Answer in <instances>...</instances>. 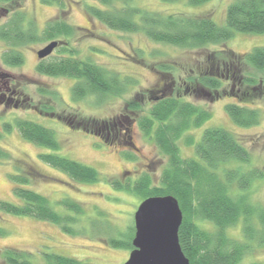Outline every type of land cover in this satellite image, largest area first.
I'll use <instances>...</instances> for the list:
<instances>
[{"label":"rangeland","instance_id":"374dc122","mask_svg":"<svg viewBox=\"0 0 264 264\" xmlns=\"http://www.w3.org/2000/svg\"><path fill=\"white\" fill-rule=\"evenodd\" d=\"M50 1L0 2V27L19 9L25 13L26 22L31 21L38 33L44 29L46 22L54 20H63L73 29L67 36L38 40L17 47L23 56V63L19 66L4 63L3 55L9 47L0 39V71L10 76V83L20 92L12 101L0 102V149L6 153L0 157V201L18 204L20 200L14 195V189H31L46 197L60 216L72 218L67 226L73 232H65L60 225L50 221L0 210V264H6V251H24L32 264H42L44 253H56L91 264H123L127 260L131 248L112 247L109 240L129 242L133 238L134 212L143 198L133 192L116 189L103 177L122 184H132L147 174L152 186L160 184L167 157L152 140L144 136L136 120L148 114L158 95L152 90L159 89L162 82L175 89L171 95L174 96L177 91L178 98L210 113V118L201 127L191 128L177 141L182 157L195 158L193 146L187 145L189 137L196 143L203 131L211 127H221L231 132L248 151L249 161L242 164L232 161L228 167L240 165L244 171L256 169L262 173L248 189L236 192L246 195L247 201L256 209L264 210V71L244 65L240 69V63L233 60L236 66L235 81L224 83L219 98L212 97L211 91L209 95L200 89L193 91L192 86L197 88L196 83L192 85L186 81L187 77L196 76L208 65L207 58L211 53L228 48L234 53L244 54L254 47L264 46V34L235 32L225 43L197 48L176 47L153 42L143 32L109 29L88 12L87 6L101 7L94 0ZM234 1L209 0L191 5L187 0H134L131 4L162 15L182 13L187 16H205L217 25H224L226 8ZM51 41H57L58 44L44 61L61 56L70 57L71 54L59 51L61 47L74 49L75 58L91 61L122 80L126 79L125 90L117 95L90 94L83 99H74L72 86L76 80L47 76L36 71L39 61L36 51ZM161 66L169 67V71L161 70ZM242 73L254 74L259 80L253 96L243 102L260 113L259 122L248 127L236 125L225 109L227 103H239L232 92L245 88L238 82ZM231 90V94L228 93ZM14 99L18 100L17 104ZM131 100H136L137 109L128 107ZM120 115L132 119L130 127L126 124V118H121L118 124L130 129L137 149L126 145L128 140L123 141L125 144H109L85 130ZM19 119L33 121L52 130L59 148L40 147L22 139L14 128L15 121ZM5 124L11 125L13 129L4 130ZM40 153L56 154L93 167L101 174L102 180L92 183L72 180L62 171L40 160ZM126 155L132 158L127 159ZM122 172H127L124 177ZM15 177L26 179L27 183H20ZM63 200L78 204L81 212L70 211L61 204ZM198 225L203 230L214 231L210 222H198ZM242 225L240 220L228 228L227 236L245 241ZM251 246L241 264L264 263V244L258 246L252 243Z\"/></svg>","mask_w":264,"mask_h":264},{"label":"trees","instance_id":"16d2710c","mask_svg":"<svg viewBox=\"0 0 264 264\" xmlns=\"http://www.w3.org/2000/svg\"><path fill=\"white\" fill-rule=\"evenodd\" d=\"M94 1L101 7L87 6L88 12L109 29L130 33L143 32L153 42L176 47L197 48L208 44L225 43L235 32L264 34V0H236L229 4L225 11L224 25H217L211 18L205 16H187L182 13L162 15L132 5L134 0ZM187 1L191 5H199L209 0ZM0 2L16 3L17 0ZM72 31V27L63 20H54L46 22L44 29L38 33L31 21L26 22L25 13L18 9L0 27V39L9 47L3 55V61L7 65L19 66L23 63V56L17 47L38 40L67 36ZM59 51L69 53L71 56L53 58L48 62L40 59L36 71L47 76H62L76 80L72 86L74 99H83L90 94L117 95L125 90L126 79L122 80L115 73H109L91 61L75 58L74 49L61 47ZM207 59L208 65L196 76L187 77L186 81L192 85L196 83L197 88L192 86L193 91L200 89L206 95L213 92L211 96L219 98L222 96L223 91L220 90L224 83L235 81L236 66L233 60L240 63V69L244 65L256 71H264V46L254 47L244 54H237L226 48L211 53ZM161 67V70L169 71V67ZM242 75L238 82L245 88H238L235 92H232V89L228 92L234 93L232 95L236 96L239 103H227L225 109L236 125L248 127L259 122L260 113L243 102L253 96L259 80L254 74ZM127 81L130 82L128 79ZM127 105L133 109L138 108L136 100H131ZM209 118L210 113L206 109L173 95L154 102L148 114L141 115L136 123L144 136L152 140L167 157L160 184L152 186L147 174L132 184L128 182L122 184L120 181L103 178L116 189L133 192L143 199L149 196H174L183 214L178 230L179 243L190 264H241L251 250L252 243L258 246L264 244V210L256 209L247 201L246 195L236 191L248 189L252 181L261 177L262 173L256 169L244 171L240 165L228 167L232 161L238 164L247 163L249 153L231 132L221 127L205 129L196 143L189 137L187 145L193 146L195 158L182 157L177 141L185 132L191 128L201 127ZM14 128L22 139L28 142L53 150L59 148L53 131L40 124L19 119L15 121ZM3 129L10 131L13 127L5 124ZM5 155L6 153L0 149V157ZM38 156L44 163L62 171L72 180L84 183L102 180L101 174L95 168L78 161L56 154L40 153ZM126 157L132 158L130 155ZM15 179L20 183H27L26 179L18 177ZM13 192L20 203L0 201L1 211L50 221L60 225L65 232H73L67 226L72 218L56 213L46 197L24 187H16ZM61 204L70 211L81 212L78 204L73 201L63 200ZM240 220L243 223L242 233L245 241L227 236V229L235 226ZM203 221L210 222L214 226V231L201 229L198 222ZM131 241L132 239L129 242L110 239L109 245L132 250ZM43 256L42 264H91L56 253H44ZM4 259L6 264H32L24 251H6Z\"/></svg>","mask_w":264,"mask_h":264},{"label":"water","instance_id":"95a60500","mask_svg":"<svg viewBox=\"0 0 264 264\" xmlns=\"http://www.w3.org/2000/svg\"><path fill=\"white\" fill-rule=\"evenodd\" d=\"M57 44V41H51L37 51V57L49 56ZM182 219V211L174 196L143 199L134 212L133 249L123 264H190L178 238Z\"/></svg>","mask_w":264,"mask_h":264},{"label":"flooded vegetation","instance_id":"af4514ba","mask_svg":"<svg viewBox=\"0 0 264 264\" xmlns=\"http://www.w3.org/2000/svg\"><path fill=\"white\" fill-rule=\"evenodd\" d=\"M36 53H37V51H36ZM43 59H45V58H43ZM39 61H40V59H39ZM9 79H11L9 75H7L6 73H2L0 71V98H1V102H4V103L10 102L13 100V98L15 96L17 97L20 95V92L18 91V89L10 83ZM168 86H169V88H168ZM187 90H188V87H187ZM172 91H175V89H172V87H170V85H166L165 82H162L159 86V89L156 88V89L152 90V93H158V95L155 97L153 103L164 98V97H166V96H168V95L172 96L171 95ZM176 92L174 93L175 94L174 96L177 97L178 93H176ZM26 99L27 98H25L24 100H26ZM14 100H15L14 102L17 104L18 100H16V99H14ZM57 118L59 119V116H57ZM121 118H126L127 119L126 124H128V126L131 125L132 119H129L125 115H120L116 118H110L111 120H109V119L104 120L102 123L98 124L97 127H94L92 129H86L85 128V130L88 131V133L99 136L100 138H102L103 141L108 142L109 144L122 142L123 144L126 143V145H131L133 148L137 149V147L133 144L132 136L130 135V132H129L130 129L128 127H125V126L123 127L121 123L118 124V122H120ZM70 122L71 121H69L68 123H70ZM70 124H72V123H70ZM128 132H129V135L127 134ZM126 134H127V137H126ZM126 140H128V142ZM123 141H126V142L124 143ZM126 173L127 172H122L123 177ZM125 180H126V178L124 179V181Z\"/></svg>","mask_w":264,"mask_h":264}]
</instances>
